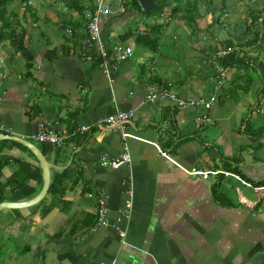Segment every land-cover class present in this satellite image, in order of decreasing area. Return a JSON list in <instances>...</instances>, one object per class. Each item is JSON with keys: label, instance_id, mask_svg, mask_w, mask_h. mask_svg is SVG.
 Segmentation results:
<instances>
[{"label": "crops", "instance_id": "1", "mask_svg": "<svg viewBox=\"0 0 264 264\" xmlns=\"http://www.w3.org/2000/svg\"><path fill=\"white\" fill-rule=\"evenodd\" d=\"M80 1L87 10L89 0ZM108 1L112 13L100 23L106 43L134 51L110 72L80 58L85 17L66 2L13 0L6 8L13 34L0 42V134L39 148L40 121L56 131L88 130L61 148L45 145L42 154L55 166L50 184L58 183L53 191L35 205L0 210V264H264V186L254 187L264 182V159L254 156L264 145L249 148L247 159L244 144L239 157L222 154L224 131L251 138L264 132V98L254 87L244 92L242 75L250 69L229 68L220 81L211 61L219 49L252 40L235 15L238 3L225 0L216 25L210 0H193L196 23L190 27L183 20L190 0H167L166 11L145 23L162 25L150 52L134 42L145 25L127 30L121 17L129 10L124 5L119 13L113 9L118 0ZM179 4L182 11L171 17L169 9ZM256 45L242 47L240 56L253 60ZM151 82L184 99L214 97L212 108L148 103ZM117 112L132 113L125 130L132 138L125 141L116 126L103 124ZM204 114L210 122L201 120ZM16 143L0 139V203L28 202L42 189L40 163ZM124 143L131 162L101 167L100 158L118 157ZM192 170L210 173L203 178ZM99 199L106 201L110 223L127 201L129 217L115 228L91 231Z\"/></svg>", "mask_w": 264, "mask_h": 264}, {"label": "built area", "instance_id": "2", "mask_svg": "<svg viewBox=\"0 0 264 264\" xmlns=\"http://www.w3.org/2000/svg\"><path fill=\"white\" fill-rule=\"evenodd\" d=\"M91 9L85 11V37L82 41V51L80 52V58L88 63H94L97 67L105 71H115L118 69L122 62L129 60L133 56V48L126 44H116L110 47L103 35L101 28V20L111 15L112 6L108 0H89ZM119 13L125 11V6L121 3L117 6ZM226 16V15H224ZM262 19L259 18V22ZM68 35L71 36V31H66ZM235 50L234 47H223L216 51L212 56V64L214 65V70L216 72V77L223 81L227 77L228 69L220 65V60L226 55L232 53ZM219 87V86H218ZM146 101L148 103H154L157 101H167L179 107L180 109L195 108L200 107L205 111H209L212 108L214 97L203 98V97H190V98H180L176 93L169 90L162 84L151 82L147 86ZM132 116L131 112H117L114 115L103 120V124L109 126H116L120 132V137L123 141L128 138H132V135L125 132L126 124ZM203 122H210V118L204 114L201 117ZM87 127H78L70 131H56L53 129L49 123L46 121H40L36 126V132L34 135V140L37 143L45 144L54 149L61 148L64 146L66 141L75 136L76 134H83L87 132ZM131 162L128 146L124 143L122 147L121 154L116 158H109L107 156H102L100 158L101 167L118 169L122 165H128ZM190 174H198L194 170L189 172ZM208 173L202 174L203 178H206ZM219 172H213L212 174H217ZM225 176L231 175L230 173L224 172ZM236 179L240 178L235 175ZM244 185L250 186L249 184L243 182ZM89 197L92 194L88 195ZM106 201L104 199H99L96 209V217L94 226L91 231H97L104 228H115L116 224L121 221V219H127L130 215L131 202L127 201L125 204V210L121 213V217L117 218L115 224L110 223L107 215V209L105 205ZM121 239L125 238L123 232H120ZM123 242V241H122ZM124 243V242H123Z\"/></svg>", "mask_w": 264, "mask_h": 264}, {"label": "trees", "instance_id": "3", "mask_svg": "<svg viewBox=\"0 0 264 264\" xmlns=\"http://www.w3.org/2000/svg\"><path fill=\"white\" fill-rule=\"evenodd\" d=\"M13 0H0V42L5 38V35H7L9 37V35L13 34L12 30H11V23L9 22V20L7 19V6L10 4V2H12ZM61 2H66L67 7H69L71 10H76L79 13H81L84 16L85 13V8L82 6V2L80 0H60ZM122 4L126 6V10H129L128 7L131 8V10H134L136 13L139 14H144V15H148V16H159L161 15L164 11H166L167 8V0H156V6H160L161 9L160 10H154V11H150L148 13H145L144 11L141 10L139 4H138V0H121ZM220 0H218L219 3ZM224 2L225 0H222L220 2V6L219 4H217V8L218 11H221V7L224 8ZM189 4V10L186 11L184 13V17L183 20L185 21V23L188 26H193V23H196L195 21V15L197 13L196 11V2H194L193 0H190L188 2ZM179 6V7H178ZM177 7L171 8L169 9V15L171 17L175 16L176 14H179L184 5L180 4ZM208 6H211L212 8V1L210 0L208 3ZM215 6V5H214ZM209 8V7H208ZM91 9V6L89 5L87 10ZM126 10L124 12H126ZM216 9L214 8L213 11H215ZM194 12V14H193ZM248 19L246 20V34L248 35L249 33L252 35V40L248 43H243L240 44L238 46H234L235 50L226 55L225 57H223L220 60V65L227 68L229 70V68L234 67L235 69H239L241 67L250 69V73H244L242 75V77H244L245 79V84L246 87L243 88L245 89L244 92H246L247 94V90L254 87L256 90V94L257 96L259 95L261 98H264V23L263 22V18H264V10L260 9V10H254V11H250L248 12ZM259 18L262 19L261 22H259ZM85 23H86V19L84 18ZM216 20V19H214ZM162 25H145L144 30L141 32V34L135 35L134 37V42L135 45L137 47H140L146 51H150V52H154L155 48L157 46L158 43V36L159 33L161 31ZM71 36L70 37H75V33L73 30H71ZM107 36V35H106ZM129 36H131V33H127L125 35H123L122 37V41H125L126 38H128ZM104 39L106 40V37H104ZM247 44V45H246ZM255 44L257 47V51L258 54L257 56L254 57L253 60L251 61H246V58L243 56H240L241 52H242V47H246V46H254ZM251 64V67H249V65ZM26 69L27 71L30 72L31 69V65H29L28 63L26 64ZM246 70V69H245ZM33 110V109H32ZM259 132V131H258ZM18 146H21L23 149H26L25 147H23L22 145L16 143ZM47 146V145H46ZM44 147L45 144H41L40 143V151L43 153L44 152ZM1 167V166H0ZM62 177V176H60ZM65 178V176H63ZM62 181V178H61ZM60 183V182H59ZM58 185V183L56 182L55 179H53L52 183L50 184L49 187V192L53 191V189L55 188V186ZM264 186V182H260L257 183L256 185H254V187H262ZM214 195L217 196V192L214 189ZM1 201V198H0Z\"/></svg>", "mask_w": 264, "mask_h": 264}, {"label": "rangeland", "instance_id": "4", "mask_svg": "<svg viewBox=\"0 0 264 264\" xmlns=\"http://www.w3.org/2000/svg\"><path fill=\"white\" fill-rule=\"evenodd\" d=\"M212 1V8L216 9L215 13L218 14L216 16V19H218V21H214V23L216 25L219 24L220 21V14L217 8V4H218V0H211ZM234 1L233 3H235V1L238 3V11L236 10V14L238 19H240L241 21H243L242 23L245 24L246 20L249 18L248 17V12L250 11H254V10H264V0H231ZM109 2V1H108ZM200 2V1H199ZM220 3V2H219ZM111 4V3H110ZM118 4H121V2L118 0ZM206 4L208 5V2L206 1ZM215 5V6H214ZM220 6V4H219ZM128 13H126L124 16H122L121 18L123 19V22H126L125 27L127 30H131V31H136L138 30V28H140L143 25H145L146 20L151 18V16L148 15H144V14H139L136 13L134 10H131L130 7ZM201 10H204L203 6L198 7ZM113 9H117L113 8ZM236 9V7H235ZM231 12H233V10L230 9ZM118 13V12H117ZM217 29V28H216ZM113 39H112V43H113ZM213 41V39H212ZM208 42V41H207ZM119 44V43H118ZM218 110V108H217ZM260 119L262 121H264V116H260ZM218 124V122H216ZM252 128V127H249ZM239 135V134H237ZM243 135L244 138L241 139L240 136ZM241 135H239V137H236L234 135V133H231L229 131H224L223 132V141H224V147H223V156L224 157H228L229 158H233L234 157H239L238 156V151L237 149L240 151V144H244L243 145V149H242V155L245 159L252 157L251 154V150H249V148H253V150H255L257 148V143L261 142L264 145V132H262V134H260L258 137H254L251 138L249 137L248 134H244L241 133ZM239 144V145H238ZM255 158H260V159H264V150L260 152H257V155H254ZM256 198V196H254Z\"/></svg>", "mask_w": 264, "mask_h": 264}, {"label": "water", "instance_id": "5", "mask_svg": "<svg viewBox=\"0 0 264 264\" xmlns=\"http://www.w3.org/2000/svg\"><path fill=\"white\" fill-rule=\"evenodd\" d=\"M155 1L156 0H138V4L142 11H144L145 13H148L150 11H154V10L158 11L161 9L160 6L155 5ZM0 139H9V140L15 141L23 145L24 147H26L29 151H31L36 157V159L38 160V162L40 163V166L42 169V176H43L42 189L37 197H35L34 199L28 202L26 201V202H21V203H0V210L18 209V208L29 207V206L37 204L46 196L49 190L50 170L51 168H54L55 166L46 160V158L44 157V155L42 154V152L36 145H34L33 143L27 140H24L22 138H17L14 136H5L1 134H0Z\"/></svg>", "mask_w": 264, "mask_h": 264}]
</instances>
